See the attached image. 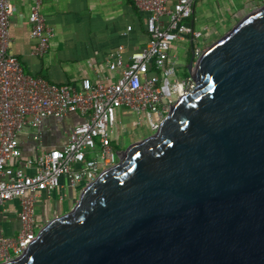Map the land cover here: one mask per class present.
I'll return each instance as SVG.
<instances>
[{
  "label": "water",
  "instance_id": "95a60500",
  "mask_svg": "<svg viewBox=\"0 0 264 264\" xmlns=\"http://www.w3.org/2000/svg\"><path fill=\"white\" fill-rule=\"evenodd\" d=\"M187 70L159 130L6 264H264V4Z\"/></svg>",
  "mask_w": 264,
  "mask_h": 264
},
{
  "label": "built area",
  "instance_id": "2783aa9c",
  "mask_svg": "<svg viewBox=\"0 0 264 264\" xmlns=\"http://www.w3.org/2000/svg\"><path fill=\"white\" fill-rule=\"evenodd\" d=\"M44 1L33 0L29 15L30 36L37 41L32 54L39 58L49 53L54 36L42 13ZM132 1L149 14L145 47L127 62L120 45L107 58L109 75L104 80L83 78L77 86L24 72L10 51L14 5L0 0V207L7 213L6 204L19 203L16 232L6 235L0 226V264L22 256L50 222L47 210L44 221L36 219L40 201L67 188L82 193L119 163L114 147L119 142L118 115L131 111L135 125L145 123L156 133L171 106L195 89L192 77L182 82L177 78L180 64L174 44L189 40L194 64L203 55L205 49L196 45L203 34L191 22L196 0ZM72 117L77 120L66 142L42 147L44 122L60 123Z\"/></svg>",
  "mask_w": 264,
  "mask_h": 264
},
{
  "label": "crops",
  "instance_id": "0c3cea01",
  "mask_svg": "<svg viewBox=\"0 0 264 264\" xmlns=\"http://www.w3.org/2000/svg\"><path fill=\"white\" fill-rule=\"evenodd\" d=\"M11 2L14 5L10 25L11 53L19 59L26 74L42 76L56 84L79 86L83 78L104 80L109 75L107 58L112 52L123 45V56L128 62L131 54L143 49L148 40L149 14L139 11L132 0H45L42 13L52 27L54 36L50 41L49 53L39 58L32 54L37 41L30 36L29 15L33 0ZM262 4L264 0H201L200 8L207 22L206 34L210 38L220 32V29L216 30V25L222 28L233 17L254 11ZM196 16L197 3L191 22L199 31ZM209 26H213L214 31L209 32ZM76 120L77 117H72L59 123L47 119L41 129L42 147L62 146ZM5 209L7 213H3V207H0V226L6 235H13L17 229L15 217L19 203L10 202Z\"/></svg>",
  "mask_w": 264,
  "mask_h": 264
},
{
  "label": "rangeland",
  "instance_id": "374dc122",
  "mask_svg": "<svg viewBox=\"0 0 264 264\" xmlns=\"http://www.w3.org/2000/svg\"><path fill=\"white\" fill-rule=\"evenodd\" d=\"M197 3V20L199 21L196 24V28L199 31H202L204 34V38L196 42V45L204 48L205 50L215 43L217 40L226 35L240 20H242L245 16L253 12V10H249L246 12H242L237 16L231 19V22L225 24L224 27L216 25V30L220 29V32L214 33L210 38L208 37V33L206 34V20H204V12L202 8H200L201 0H196ZM263 5V4H262ZM207 7V6H206ZM261 7V6H260ZM257 10V9H256ZM206 11V8H205ZM255 11V10H254ZM207 15V13H205ZM193 20V19H192ZM208 31H214L213 26H209ZM176 49L174 50V54L178 57L179 66L177 67V78L180 82L184 81L186 78L190 77L187 64L193 57V48L192 44L189 40L185 42H176ZM118 118V134L116 136L119 139L118 143L114 144L115 149L119 151H123L127 149L129 145L132 143L138 142L146 137H149L154 134V132L150 129V127L143 123L141 126L135 125L134 121L136 120V116L132 114L131 111L121 113L117 116ZM80 189L74 190L72 188H67L65 190L56 191L51 195V199L48 201L38 204L36 207V219L38 222L44 221V216L47 213L49 214L50 221L55 219L57 216H63L70 211L73 210L74 206L78 202L80 198ZM38 232V230H37Z\"/></svg>",
  "mask_w": 264,
  "mask_h": 264
}]
</instances>
